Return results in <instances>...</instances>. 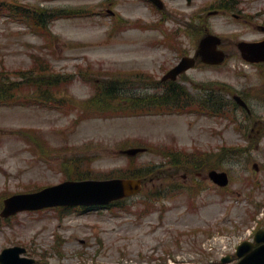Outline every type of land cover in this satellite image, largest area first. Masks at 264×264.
I'll list each match as a JSON object with an SVG mask.
<instances>
[{
	"label": "rangeland",
	"instance_id": "374dc122",
	"mask_svg": "<svg viewBox=\"0 0 264 264\" xmlns=\"http://www.w3.org/2000/svg\"><path fill=\"white\" fill-rule=\"evenodd\" d=\"M4 1L41 13L44 8L65 7L85 12L52 20L54 36L45 38L19 17L0 11V68L7 69L11 80L19 78L20 70L36 64L44 66L46 59L54 68L72 74V82L56 92L47 105L40 102L36 91L34 103L29 105H0V209L7 194L65 179L71 173L66 161H92L101 177L160 161L163 165L159 169L172 171V165L162 159L172 145L211 151L219 149L223 140L228 155L220 165L229 171L231 180L225 196L210 186L196 193H180L178 186L183 182L179 172L170 177L168 174L162 182H149L143 196L125 202L130 207L19 212L0 220V249L24 245L25 254L37 258V264H166L168 258L208 264L219 257L221 237L227 239L224 243L229 249L250 237L255 227L264 226V207L260 210L264 204V129L258 136L260 143L247 139L248 130L253 134L251 129L264 120V78L262 69L245 63L230 43L263 38L260 26L264 25V0H232L233 10L217 14L209 13L215 9L209 7L213 0H192L189 4L185 0H165L164 8L172 11L171 18L163 25L144 27L140 24L159 17L145 0ZM108 8L115 13L112 15ZM241 11L242 15H235ZM192 13L194 23L206 24L209 31L227 38L229 56L223 66L197 67L189 71V76L194 81L212 82L224 93L245 91L254 115L246 124L237 121L243 127L234 119L189 112L132 115L127 102L119 98L114 99L121 106L115 116L84 110L85 100L94 93L93 82H101L109 74L124 73L119 81V92L123 93L129 90L134 71L160 77L180 53L161 43L163 32L159 27L177 26L176 22L186 16L192 19ZM196 31L183 33L182 50L193 52ZM182 82L195 92L191 81ZM56 103L60 107H55ZM204 141L208 144L198 143ZM127 144L148 147L130 162L118 152ZM236 148L240 151L230 150ZM87 171L82 168V173ZM151 192H164V199L158 198L164 201V208L141 209L146 194ZM160 211L163 214L159 218ZM192 229H199L198 247L212 244V257L193 248ZM177 249L182 251L176 253Z\"/></svg>",
	"mask_w": 264,
	"mask_h": 264
},
{
	"label": "water",
	"instance_id": "95a60500",
	"mask_svg": "<svg viewBox=\"0 0 264 264\" xmlns=\"http://www.w3.org/2000/svg\"><path fill=\"white\" fill-rule=\"evenodd\" d=\"M129 152H133L130 150ZM138 181L133 180H109V181H82L64 182L57 186L44 189L36 194L14 195L5 200V207L2 215L13 213L18 209L26 207H39L46 203H94L108 202L111 199L121 197L136 192ZM22 248L5 250L0 254L1 264H31V259H24L22 262L17 258V254ZM258 257L249 264H257ZM264 264V263H263Z\"/></svg>",
	"mask_w": 264,
	"mask_h": 264
}]
</instances>
